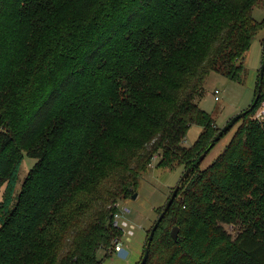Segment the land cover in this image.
<instances>
[{
	"label": "trees",
	"instance_id": "16d2710c",
	"mask_svg": "<svg viewBox=\"0 0 264 264\" xmlns=\"http://www.w3.org/2000/svg\"><path fill=\"white\" fill-rule=\"evenodd\" d=\"M259 2L0 0V264H102L152 161L184 173L221 129L196 99L212 71L242 82ZM262 102L264 75L222 152L180 178L144 264H264Z\"/></svg>",
	"mask_w": 264,
	"mask_h": 264
},
{
	"label": "rangeland",
	"instance_id": "374dc122",
	"mask_svg": "<svg viewBox=\"0 0 264 264\" xmlns=\"http://www.w3.org/2000/svg\"><path fill=\"white\" fill-rule=\"evenodd\" d=\"M252 17L261 21L264 19V0L252 9ZM264 39V28L259 30L253 37L250 47L243 58V80L242 82L232 81L218 72H210L202 86L201 95L196 99L199 107L209 113L216 122V127L222 128L229 119L248 108L253 101L255 87L258 82V71L262 62V40ZM218 90V100H215L214 91ZM264 109V102L255 112L257 115ZM241 120L234 125L217 141L200 164L205 168L211 164L222 152L230 141L235 129ZM201 128L191 125L183 139V145L191 146L196 140ZM34 159L24 157L19 172V184L26 176L28 170L34 164ZM156 160H153L147 173L139 178L136 197L132 196L118 201L119 207H127L129 214L126 217L129 224L133 226V234L127 235L121 231L119 242L128 252L125 258L117 255L115 249L108 257L104 258V251H97V257L103 259L102 264H137L143 254L146 244V237L160 210L168 200L172 190L179 182L183 166H176L173 169L156 168ZM19 188V186H18ZM226 231L233 236L237 230L235 226L224 225Z\"/></svg>",
	"mask_w": 264,
	"mask_h": 264
},
{
	"label": "water",
	"instance_id": "95a60500",
	"mask_svg": "<svg viewBox=\"0 0 264 264\" xmlns=\"http://www.w3.org/2000/svg\"><path fill=\"white\" fill-rule=\"evenodd\" d=\"M264 75V55L262 58V62L259 68V85H258V91L257 94L254 97V100L252 101V103L250 104V106L245 110V111H241L239 114L235 115L233 118L229 119V121L226 123V125L224 127H222L217 135L210 141V143L205 147L204 151L199 155V157L192 163L191 167L187 168L186 171L183 173V175L181 176V179L190 171L191 168H195L196 166H198L202 160L206 157V155L208 154V152L211 150V148L215 145V143L221 138V136L223 135V133L227 132L233 125L234 123L239 120L241 117H243L246 112L252 110L254 108V106L256 105V102L259 98V91L261 88V83H262V78ZM180 185L177 184L174 189L172 190L170 196L168 197V200L166 201V203L164 204V207L161 211V213L157 216L155 222L152 225V228L149 232L148 238H147V242L144 248V254L139 262V264H144L145 261L147 260L148 254H149V249H150V244L151 241L153 239V235L155 230L157 229L159 223L161 222V220L164 218L166 212L168 211L169 207L171 206L174 198L176 197L178 190H179ZM133 198L136 197V193H134L132 195ZM178 232L179 229L176 225H174L171 228L170 234L172 236V238L174 240L177 239L178 236ZM117 255L121 258H125L128 254L127 250L123 247H121L119 250H117Z\"/></svg>",
	"mask_w": 264,
	"mask_h": 264
},
{
	"label": "built area",
	"instance_id": "2783aa9c",
	"mask_svg": "<svg viewBox=\"0 0 264 264\" xmlns=\"http://www.w3.org/2000/svg\"><path fill=\"white\" fill-rule=\"evenodd\" d=\"M219 93V91L216 89L214 91L215 100H218V96L217 94ZM255 118L259 121L264 120V109L262 111H260L257 115H255ZM129 214V209L127 207H119V205L117 206V210L116 212L113 214V219H112V225L117 227L118 229H120L121 231H125V233L129 236H131L133 234V226L131 224H129L128 220H127V216ZM121 242L117 241L115 243V251L117 252V250H119L122 246Z\"/></svg>",
	"mask_w": 264,
	"mask_h": 264
}]
</instances>
